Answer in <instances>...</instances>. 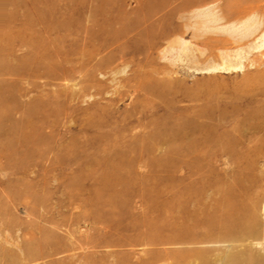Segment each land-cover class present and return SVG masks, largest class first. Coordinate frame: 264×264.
<instances>
[{
    "label": "rangeland",
    "instance_id": "1",
    "mask_svg": "<svg viewBox=\"0 0 264 264\" xmlns=\"http://www.w3.org/2000/svg\"><path fill=\"white\" fill-rule=\"evenodd\" d=\"M263 32L264 0H0V264H264Z\"/></svg>",
    "mask_w": 264,
    "mask_h": 264
},
{
    "label": "bare ground",
    "instance_id": "2",
    "mask_svg": "<svg viewBox=\"0 0 264 264\" xmlns=\"http://www.w3.org/2000/svg\"><path fill=\"white\" fill-rule=\"evenodd\" d=\"M249 2H250V0H249ZM247 4H248V3H247ZM242 7H243V6H242ZM248 7H249V8H248ZM248 7L246 6V8H244V10H242V11H243L244 13H249V12L254 8V7L252 8L250 5H248ZM256 8H257V7H256ZM237 11H238V10H237ZM251 12H252V11H251ZM208 14H209V16L212 15V13H211V14L208 13ZM239 14H240V13H239ZM214 15H215V14H214ZM246 15L248 16V14H246ZM216 16H218V15H216ZM241 17H242V16H241ZM214 18H215V17H214ZM214 18L212 17V20L209 19V21L212 22ZM219 18H220V17H219ZM243 18H244V17H243ZM247 18H248V17H247ZM252 19H254V18H253V17L251 18V16H249L248 20L250 21V20H252ZM216 20H217V19H216ZM216 20H214V21H215V25H217L216 22H217V23L220 22V20H219V21H218V20L216 21ZM248 20L246 19V20H245L246 23H244V24H243V21H241L242 23H240V24H242L243 27H244V25H245L246 28H248V27L250 28V26H252V24L247 25V21H248ZM254 20H255V19H254ZM214 21H213V22H214ZM249 21H248V24H249ZM252 22H253V21H252ZM252 22H251V23H252ZM255 22H256V21H255ZM210 24H211V23H210ZM254 24H255V23H254ZM258 24H259V23H258ZM260 24H261V23H260ZM260 24H259V25H260ZM211 25H214V24H211ZM246 25H247V26H246ZM240 26H241V25H240ZM255 26H257V25H255ZM231 27H232V26H231ZM241 27H242V26H241ZM253 27H254V25H253ZM258 27H259V26H258ZM232 28H233V29H232ZM232 28H231V30H233V31L235 32V30H234L235 27H232ZM238 28H240V27L238 26ZM243 29L246 30V33H247L248 29H245V28H243ZM243 29L241 28V30H243ZM251 29H252V28H251ZM255 29H256V28L254 27V30H255ZM228 30H229V28H228ZM231 30H229V31H231ZM238 30H239V29H238ZM238 30H237L235 33H237ZM244 30H243V31H244ZM252 30H253V29H252ZM252 30H251V31H252ZM251 31H250V32H251ZM234 32H232V33H234ZM250 32H249V33H250ZM239 33H241V32H239ZM242 33H243V32H242ZM251 34H252V33H251ZM251 34H250L249 36H251ZM242 35H244V34H242ZM252 35H253V34H252ZM227 36H228V35H227ZM244 36H246V35H244ZM249 36H248V37H249ZM261 41H262L261 46L264 47V32H263V34L261 35ZM183 44H184V43H183ZM182 49H183V48H182ZM182 51H183V50H182ZM185 51H186V50H185ZM263 55H264V54H263ZM223 64L226 65V69H230V68H232V67L235 68V66H236V64H232V63L229 62L228 59H226V58H225V59L223 58V61H222L221 65H223ZM219 65H220V64H219ZM217 68H218V67H217ZM224 68H225V67H224Z\"/></svg>",
    "mask_w": 264,
    "mask_h": 264
}]
</instances>
